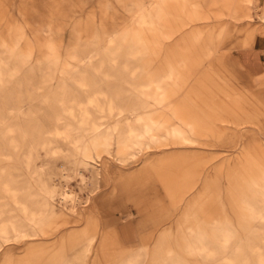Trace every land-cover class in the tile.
Returning <instances> with one entry per match:
<instances>
[{"label":"rangeland","instance_id":"374dc122","mask_svg":"<svg viewBox=\"0 0 264 264\" xmlns=\"http://www.w3.org/2000/svg\"><path fill=\"white\" fill-rule=\"evenodd\" d=\"M263 13L0 0V264H264Z\"/></svg>","mask_w":264,"mask_h":264},{"label":"crops","instance_id":"0c3cea01","mask_svg":"<svg viewBox=\"0 0 264 264\" xmlns=\"http://www.w3.org/2000/svg\"><path fill=\"white\" fill-rule=\"evenodd\" d=\"M244 4L246 5V2H244ZM237 14L238 13H236V15ZM238 16L240 15L238 14ZM258 34H262V31H260ZM240 58H241L242 64L245 67H247L249 71H252L255 73L261 72L263 69V65H264V40L257 39L253 46L242 47L240 50ZM136 110L137 109H126V111L118 110L114 112V114H120L122 113V111L132 114ZM173 129L170 131V133L179 136L180 139L182 138L181 140L183 143H194L195 142L194 139L191 138L190 134L182 130L176 129V128H173ZM192 133H194V131ZM246 169L250 173L249 163L247 164ZM253 173H264V171H262L261 168L257 165V169Z\"/></svg>","mask_w":264,"mask_h":264},{"label":"bare ground","instance_id":"6f19581e","mask_svg":"<svg viewBox=\"0 0 264 264\" xmlns=\"http://www.w3.org/2000/svg\"><path fill=\"white\" fill-rule=\"evenodd\" d=\"M259 19L260 20H262V21H264V13L263 14H259ZM89 54H86V58L85 59H89ZM167 103V102H166ZM126 111V110H125ZM127 114V113H126ZM123 115V114H122ZM173 130H175V129H173ZM176 134V133H175ZM180 134V133H179ZM182 139V138H181ZM122 142V141H121ZM94 167V166H93ZM79 171V172H78ZM74 173H75V177H77L78 179H79V181L81 182V183H83V184H85L86 183V181H87V176L81 171L80 172V170H78V168H76L75 169V171H74ZM64 174V173H63ZM52 197V196H51ZM54 198V197H53ZM61 200L62 201H66V202H69L70 204H72V208H71V211L73 210V206H74V204L78 201V196H77V194H76V192H74L70 187H66L64 190H63V192H62V195H61ZM52 201V200H51ZM55 201V200H54ZM53 203V202H52ZM75 212V211H74ZM39 217V216H38ZM59 218H60V215L59 216H57L56 218H54L53 220H52V222H57V223H59ZM51 222V223H52ZM50 228V227H49ZM132 263V262H131ZM51 264V263H50Z\"/></svg>","mask_w":264,"mask_h":264}]
</instances>
